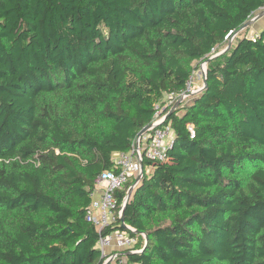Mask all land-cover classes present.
I'll list each match as a JSON object with an SVG mask.
<instances>
[{"label":"trees","instance_id":"trees-1","mask_svg":"<svg viewBox=\"0 0 264 264\" xmlns=\"http://www.w3.org/2000/svg\"><path fill=\"white\" fill-rule=\"evenodd\" d=\"M263 5L0 0V264H101L95 180L200 60L205 87L165 118L167 159L144 160L127 198L125 264H264V29L211 57Z\"/></svg>","mask_w":264,"mask_h":264},{"label":"built area","instance_id":"built-area-1","mask_svg":"<svg viewBox=\"0 0 264 264\" xmlns=\"http://www.w3.org/2000/svg\"><path fill=\"white\" fill-rule=\"evenodd\" d=\"M261 11H264V5L261 7ZM243 29L230 30L225 39L231 42ZM260 31L247 32L246 35L254 41ZM202 70L204 71L203 67ZM193 74L194 71L186 82L184 89L164 93L162 98L154 105L155 112L152 123L160 122L161 124L151 127L148 132L142 134L139 138L136 137L128 151L115 153L113 156L114 170L102 171L95 180L91 201L86 212V220L91 222L98 230L99 237L96 246L103 258L101 264H125V254L127 252L140 251L139 248L135 247L136 236L130 233L134 232L135 229L128 224H126L127 228H116L104 234H101V232L117 219H120L125 197L118 207L115 193L130 180L134 179V185L137 183V176L143 174L141 162L143 163L144 160L164 161L167 159L166 150L171 145L174 132L170 124L165 123V114L176 101H181L186 96L201 89L202 86H196L192 82L194 79ZM199 76L202 83L203 75L199 74ZM165 111L167 112L165 113ZM187 128L190 137L193 138V125L187 124ZM148 167L146 166V171H148ZM141 235L144 238L142 233Z\"/></svg>","mask_w":264,"mask_h":264},{"label":"water","instance_id":"water-1","mask_svg":"<svg viewBox=\"0 0 264 264\" xmlns=\"http://www.w3.org/2000/svg\"><path fill=\"white\" fill-rule=\"evenodd\" d=\"M262 12H264V11H260V12L256 13V15H254L252 18L248 19V20H247V21H246V22H245L240 28L242 29V28H246V27H248V26L253 22V20H254L256 17H258V16H260V15L262 14ZM230 44H231V42L229 41V42L227 43L226 47H225L223 50H221V51L215 53V54L212 55L211 57H214V56H216V55H218V54L224 52L226 49H228V48L230 47ZM202 83H203V86L201 87V89L204 88L205 85H206V67H205V69H204V71H203V80H202ZM201 89H200V90H201ZM179 102H180V101H176V102L174 103V105H173V106L169 109V111L165 114V118H166V117H167V116H168V115H169V114H170V113L176 108V106L178 105ZM160 124H161L160 122H159V123H155V124L150 123L149 125L144 126V127L139 131V133H138V135H137V138H139L142 134L148 132V130H149L151 127H156V126H158V125H160ZM141 169H143V163H142V162H141ZM141 176H142L141 174H139V175L137 176V178H136L137 182L140 180ZM133 186H134V183H133L132 185H130L129 188L127 189V192H126V195H125V199H124V202H123V205H122L121 216H120V221H121V226H122V228H127V225H126V223H125V221H124V218H123V211H124V207H125V204H126L127 198H128V196L130 195ZM134 232H136V231H134ZM136 233H137V232H136ZM143 236H144V239H145V241H146V240H147V236H146V234L144 233ZM127 253H135V252L133 251V252H127ZM127 253H126V254H127Z\"/></svg>","mask_w":264,"mask_h":264},{"label":"rangeland","instance_id":"rangeland-1","mask_svg":"<svg viewBox=\"0 0 264 264\" xmlns=\"http://www.w3.org/2000/svg\"><path fill=\"white\" fill-rule=\"evenodd\" d=\"M256 15V14H255ZM252 18V17H251ZM227 43H228V41H227ZM223 48V47H222ZM222 48H220V49H222ZM219 48H216V50L215 51H213V52H217L218 50H220ZM224 49V48H223ZM222 49V50H223ZM221 51V50H220ZM214 55V54H213ZM194 65H195V69H194V74H193V83H194V85H196V86H203V83H201V77L199 76V74H202L203 75V70H202V67L203 66H206L207 64H206V62L205 61H197V62H195L194 63ZM200 91V90H199ZM199 91H197L196 93H191L189 96H186L184 99H182L179 103H178V105L176 106V108L178 107L179 108V110H178V113H181L182 112V108L184 107V105H186L187 103H189V101L192 99V97L195 95V94H197ZM174 105V104H173ZM172 105V106H173Z\"/></svg>","mask_w":264,"mask_h":264},{"label":"crops","instance_id":"crops-1","mask_svg":"<svg viewBox=\"0 0 264 264\" xmlns=\"http://www.w3.org/2000/svg\"><path fill=\"white\" fill-rule=\"evenodd\" d=\"M248 27L249 28L247 32L262 30L264 27V12H262L260 16L256 17ZM147 169L150 171V167Z\"/></svg>","mask_w":264,"mask_h":264},{"label":"bare ground","instance_id":"bare-ground-1","mask_svg":"<svg viewBox=\"0 0 264 264\" xmlns=\"http://www.w3.org/2000/svg\"><path fill=\"white\" fill-rule=\"evenodd\" d=\"M206 66H203V69H205Z\"/></svg>","mask_w":264,"mask_h":264}]
</instances>
